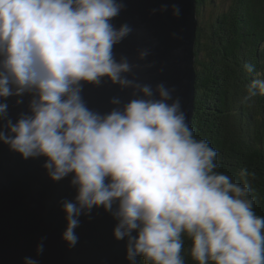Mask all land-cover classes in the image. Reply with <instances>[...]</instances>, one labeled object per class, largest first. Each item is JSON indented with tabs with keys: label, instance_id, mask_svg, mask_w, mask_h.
<instances>
[{
	"label": "clouds",
	"instance_id": "1",
	"mask_svg": "<svg viewBox=\"0 0 264 264\" xmlns=\"http://www.w3.org/2000/svg\"><path fill=\"white\" fill-rule=\"evenodd\" d=\"M122 8L119 0H0V141L24 159L46 157L54 181L72 174L74 201L62 203L69 247L78 241V217L102 206L117 221L114 238H126L129 264L138 256L145 264H185V239L195 264H264V217L253 210L247 179L217 171L216 150L195 138L169 89L156 85L154 98L151 86L123 75L132 66L114 58L113 46L131 28L111 23ZM104 77L132 87L135 98L106 114L89 109L82 82ZM246 92L245 101L264 95V77ZM25 93L30 114L13 123L6 99Z\"/></svg>",
	"mask_w": 264,
	"mask_h": 264
},
{
	"label": "water",
	"instance_id": "2",
	"mask_svg": "<svg viewBox=\"0 0 264 264\" xmlns=\"http://www.w3.org/2000/svg\"><path fill=\"white\" fill-rule=\"evenodd\" d=\"M120 13L111 20L114 27L127 24L131 32L113 46L114 58H126L132 66L123 75L153 88L163 84L173 99H179L188 120L194 107L196 74L194 42L198 26L195 0H119ZM180 9L173 14L172 6ZM145 53L141 56L140 53ZM81 96L86 106L100 114L122 107L135 98L132 87L113 84L107 77L99 84L82 82ZM138 94V93H137ZM31 94L10 96L7 119L14 123L20 114H30ZM119 98L120 105L110 103ZM21 101L17 103V101ZM0 102H5L0 98ZM171 103V101H168ZM191 106V108H190ZM190 120V119H189ZM189 120L187 121L189 126ZM0 119V130L6 131ZM46 157L24 159L0 141V264H129L126 238L116 240L117 221L104 208L82 213L75 229L78 241L69 247L61 238L66 227L64 201H74L76 188L72 174L59 181L50 179L44 168ZM135 235V233H133ZM43 251L38 252L39 245ZM141 257H136L139 264Z\"/></svg>",
	"mask_w": 264,
	"mask_h": 264
},
{
	"label": "trees",
	"instance_id": "3",
	"mask_svg": "<svg viewBox=\"0 0 264 264\" xmlns=\"http://www.w3.org/2000/svg\"><path fill=\"white\" fill-rule=\"evenodd\" d=\"M210 5L213 6V1ZM206 0H196L198 29L195 38V110L191 129L216 150L217 171L252 188L254 212L264 217V102L257 95L245 103L246 89L254 74L264 75V0H234L202 21ZM251 64L253 72L245 65ZM205 65V66H204ZM260 70V71H259ZM203 109L207 128L195 127ZM199 134V136H198ZM247 177H241V170ZM185 264H195L188 254ZM139 264H145L143 258Z\"/></svg>",
	"mask_w": 264,
	"mask_h": 264
},
{
	"label": "rangeland",
	"instance_id": "4",
	"mask_svg": "<svg viewBox=\"0 0 264 264\" xmlns=\"http://www.w3.org/2000/svg\"><path fill=\"white\" fill-rule=\"evenodd\" d=\"M206 1H208V0H206ZM234 0H213V6H211V5H206L205 7H204V9H203V12H202V21L204 22V21H206L209 17H210V15H212V14H215V13H217L218 11H220L221 9H229V6L232 4V2H233ZM196 16H197V14H196ZM197 19H198V16H197ZM205 66V65H204ZM260 70L261 71H263V68H260ZM252 74H254L253 75V77H252V79H254L255 77H256V74L257 75H259V76H261V77H263L260 73H258V72H253ZM251 79V80H252ZM251 82V81H250ZM242 89H246V87L245 86H243L242 85ZM240 99H242L245 103H247L245 100H244V98H242L241 96H240ZM259 99L260 100H262L263 102H264V96H260L259 97ZM190 108H191V106H190ZM192 112L190 113V109H189V116H188V120L191 118V116H192V113H194V110H195V105H194V107H192ZM198 120H199V122L197 123V124H195V127H197V128H200L201 127V132L202 131H204L206 128H207V126H206V124H207V121H206V118H205V115H204V111H203V109L202 108H200V112L198 113ZM187 120V121H188ZM192 122V121H191ZM195 130H197L196 128L195 129H193V134H194V136L196 135L195 134ZM198 136H199V134H198ZM195 138H197L196 136H195ZM198 139V138H197Z\"/></svg>",
	"mask_w": 264,
	"mask_h": 264
},
{
	"label": "bare ground",
	"instance_id": "5",
	"mask_svg": "<svg viewBox=\"0 0 264 264\" xmlns=\"http://www.w3.org/2000/svg\"><path fill=\"white\" fill-rule=\"evenodd\" d=\"M195 44H196V42H194V49H195ZM192 111H190V113H191ZM189 113V114H190ZM193 115H194V113H192V116H191V118H190V120H189V127L191 128V124H192V119H193Z\"/></svg>",
	"mask_w": 264,
	"mask_h": 264
}]
</instances>
